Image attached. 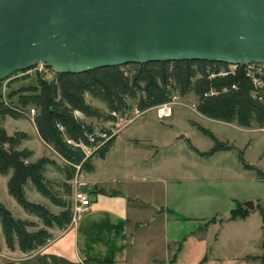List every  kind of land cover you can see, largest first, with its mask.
Masks as SVG:
<instances>
[{"label":"rangeland","instance_id":"obj_1","mask_svg":"<svg viewBox=\"0 0 264 264\" xmlns=\"http://www.w3.org/2000/svg\"><path fill=\"white\" fill-rule=\"evenodd\" d=\"M119 66L125 76L129 74L128 67ZM35 74L45 80L54 77L50 68L43 64L14 72L0 81L2 103L12 107L19 106L10 105V100L14 102L16 95L9 99L6 95L12 90L37 85ZM193 77H198V72ZM56 96L58 99V93ZM172 96L176 97L173 100L176 103L171 104V114L160 117L156 108H147L136 115V100L127 98L125 103L130 106L123 107L120 111L108 108L99 98L84 94L85 103L98 110L99 115H85L79 110H71L73 118L90 126L92 133L86 135L88 143L81 141L87 149L69 144L79 148L84 159L86 152H90L100 142L112 135H116L117 139L113 151L104 159L96 157L98 154L95 152L88 155L92 168L83 178H79V183L83 180L105 179L103 185L109 186L113 185L112 178H122L127 186L136 189L140 199L148 201L151 206L168 208L176 217L183 215L182 222L191 226V229L186 226L187 231H193L189 236L196 238L206 235L208 242L212 243L207 251L210 264H264V179L257 177L254 170L264 169V136L259 129L261 127L252 125L245 128L234 122L201 115L195 109L197 98L192 92L181 96L173 91L170 97ZM33 108L32 121L21 115H6L1 123L8 134L15 130L24 131L25 138L21 145L25 146V150L29 148L27 161L46 156L57 164L46 165L44 175L52 181L53 188L59 190L62 172L58 165L65 161L50 144L44 145L37 138L33 125L38 108ZM112 110L116 113L125 112L122 119L133 117L118 132L116 131L120 126L114 125L113 118L109 115ZM202 130L211 133L214 139ZM60 133V137L66 140L65 130ZM90 139L92 140L89 141ZM216 145L223 147L209 153ZM194 147L208 153L197 154ZM241 161L251 168H245ZM79 170L83 173L86 168L80 167ZM135 175L146 177L140 180ZM7 177L8 175L0 174V202L13 216L31 222L32 225L27 226V230L43 227L36 216L25 212L8 194ZM24 194L27 200L42 203L52 213L56 214L61 210L41 196L29 183L24 188ZM70 197L64 196L67 202L71 201ZM246 201H251L253 205L251 209L247 208V214L243 218L230 219V210L238 204L244 206ZM70 206L72 210V201ZM185 215L191 218L184 219ZM44 228L52 237L61 231L56 227ZM26 254L28 253L21 251L15 241L8 247L0 228V264H7L11 259ZM250 256L262 258L252 259Z\"/></svg>","mask_w":264,"mask_h":264},{"label":"water","instance_id":"obj_2","mask_svg":"<svg viewBox=\"0 0 264 264\" xmlns=\"http://www.w3.org/2000/svg\"><path fill=\"white\" fill-rule=\"evenodd\" d=\"M183 60L264 62V0H0V81Z\"/></svg>","mask_w":264,"mask_h":264},{"label":"trees","instance_id":"obj_3","mask_svg":"<svg viewBox=\"0 0 264 264\" xmlns=\"http://www.w3.org/2000/svg\"><path fill=\"white\" fill-rule=\"evenodd\" d=\"M219 65L223 63L183 60L123 64L121 66L128 67L129 74L126 76L119 65L76 74L53 73L54 77L50 80L42 79L39 74H35L37 85L10 91L6 95L8 99L17 96L14 102L10 100V105L38 108L34 125L39 137L44 143L50 144L65 161L58 165L62 172V180L58 184L61 190L53 188L52 181L44 175L46 165L57 166V164L46 156L27 161L30 152L24 148H17L25 138V134L15 131L8 135L5 132L1 124L2 118L6 115L12 117L20 115L11 109L12 106L2 103L0 93V174L8 175L6 180L8 194L25 212L36 216L43 225L36 230H27V226L32 225L31 222L13 216L0 202V228L5 244L11 247L15 241L21 251L29 253L42 247L52 238L44 227L63 230L69 224L71 201L67 202L64 196H71V189L66 180L72 177L73 165L79 164V167L88 170L91 163L90 156L83 159L79 148L72 147L60 137L61 133L56 124L63 126L66 136L72 141L88 143L86 135L92 133L91 127L71 115L73 109L85 115H99L98 110L85 103L84 94L99 98L108 108L121 111L123 107L130 106L125 103L127 98L136 100L137 107L143 110L167 101L173 91L181 96L192 92L197 98L195 109L201 115L224 122H234L245 128H250L252 125L263 127L264 103L256 102L248 96L247 81L240 74L205 77V66ZM195 72L200 76L194 78ZM232 82L237 83L236 90L229 89L203 96V92L209 89L219 90ZM202 131L214 139L211 133ZM113 138L114 136L109 138L95 151L97 156L102 157L105 154ZM222 147L216 145L209 153ZM205 153L200 152L202 155ZM241 163L245 168H251L243 161ZM254 170L257 177L264 179V169ZM27 183L61 210L55 214L42 203L27 200L24 194ZM98 190L94 188L90 193L93 194ZM247 211L246 207L238 204L230 210V219L243 218ZM262 213L264 215V211ZM257 257L262 258V256H250L252 259Z\"/></svg>","mask_w":264,"mask_h":264},{"label":"crops","instance_id":"obj_4","mask_svg":"<svg viewBox=\"0 0 264 264\" xmlns=\"http://www.w3.org/2000/svg\"><path fill=\"white\" fill-rule=\"evenodd\" d=\"M33 127L37 138L47 145ZM116 139L115 135L105 154L96 157L104 159L111 153ZM22 142L18 149L25 147ZM91 168L80 171V177ZM135 176L140 180L146 177ZM104 181H81L79 187L86 192L89 204L45 245L7 264H210L207 251L212 243L206 235L189 236L193 231H187L183 215L176 217L168 208L151 206L122 178H112L109 186L103 185ZM94 188L99 190L90 193Z\"/></svg>","mask_w":264,"mask_h":264},{"label":"built area","instance_id":"obj_5","mask_svg":"<svg viewBox=\"0 0 264 264\" xmlns=\"http://www.w3.org/2000/svg\"><path fill=\"white\" fill-rule=\"evenodd\" d=\"M39 65H42L39 63ZM204 74L206 78H212L214 76H225V75H237L240 74L248 84V96L259 103H264V62H251L248 64H227L223 63V65L219 66H205ZM198 76L200 74L198 73ZM238 88L237 83L232 82L229 84V86H222L219 90L209 89L208 91L203 92V96H208L211 94H216L218 92H225L229 89L236 90ZM176 99L175 96L170 97L167 101L162 102L160 104L154 105L149 108H156L157 114L160 117H168L171 114V104L176 103L173 100ZM6 104V103H4ZM12 110H14L17 114L26 117L27 119L32 121V117L34 115V108H22L20 106H14L11 107ZM143 110H140L138 108H135L136 115L141 114ZM113 118L114 125H119L120 127L118 130L126 125L128 121H130L132 118H124L122 119L121 116H125L126 113H116L115 111H111L109 114ZM58 130L60 132H63L64 128L60 124H56ZM263 132L264 136V127L259 128ZM115 132V133H116ZM114 135L110 136L109 138L113 137ZM109 138L104 140L105 143ZM89 139V138H88ZM90 139L89 141H91ZM66 143L74 144L76 146H79L82 149H87V147L83 144V142L75 143L70 138L67 137L65 140ZM103 142H100L99 145L94 146V148L90 152H86L84 156L87 157L92 152H95L102 144ZM84 157V158H85ZM74 172L72 174V177L69 180H66V182L69 184L71 189V201H72V210H71V220H73L76 215L89 204V198L86 194V192L79 187V178H80V167L79 164L73 165Z\"/></svg>","mask_w":264,"mask_h":264}]
</instances>
